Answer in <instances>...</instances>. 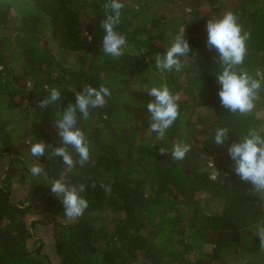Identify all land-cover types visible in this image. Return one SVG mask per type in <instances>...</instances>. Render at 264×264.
Segmentation results:
<instances>
[{"label": "trees", "instance_id": "1", "mask_svg": "<svg viewBox=\"0 0 264 264\" xmlns=\"http://www.w3.org/2000/svg\"><path fill=\"white\" fill-rule=\"evenodd\" d=\"M107 2L0 0V160L8 159L0 180V264H55L38 225L50 226L59 264H264L256 233L264 193L253 194L228 154L249 129L264 135V89L251 113L223 108L216 79L222 67L206 46L208 21L232 12L249 33L237 70L264 71V0H123L116 30L127 43L119 58L102 50ZM178 35L191 47L180 57L183 67L158 69L157 58ZM165 84L179 97L180 115L163 139L151 130L142 137L139 121L150 120L147 104L155 99L147 91ZM101 85L111 92L106 104L78 119L89 160L81 165L70 149L77 163L64 178L86 185L80 195L88 201L72 220L50 191L66 168L62 157L51 150L35 157L30 148L39 141L60 146L55 121L76 91ZM51 88L61 98L41 108ZM221 127L229 134L217 145ZM178 143L190 145L183 160L171 156ZM37 164L47 176L31 174ZM14 185L28 190L18 203Z\"/></svg>", "mask_w": 264, "mask_h": 264}, {"label": "clouds", "instance_id": "2", "mask_svg": "<svg viewBox=\"0 0 264 264\" xmlns=\"http://www.w3.org/2000/svg\"><path fill=\"white\" fill-rule=\"evenodd\" d=\"M103 7L110 10L111 14H107L106 19L101 22L104 31L102 50L106 55L119 58L124 54L127 43L126 37L116 30L120 24L125 4L123 0H108ZM206 32V46L210 51L214 49L218 53L222 67V71L216 75L220 85L218 90L220 104L231 113L238 112L241 115L251 113L256 107V102L260 100V91L264 89V71L257 70L253 76L243 68L237 70L245 61L246 41L249 39V33H242L238 17L232 12H228L219 20H209ZM190 49V44L185 36L178 35L172 46L167 48L163 59L157 58L156 67L160 70L171 71L173 68L176 71L181 70L183 65L180 57L185 56ZM45 87L47 88V86ZM147 94L155 98L154 101L147 104V109L151 114L149 128L152 132L157 133V139H163L167 130L180 115L179 97L173 95L166 84L150 88ZM110 95L109 88L103 85L99 88L87 86L82 91H76L75 103L67 104L54 123L60 138V146L53 148L51 144L39 141L32 144L30 148L31 154L35 157H43L47 150H51L54 157H62L66 168L60 178L52 180L50 191L61 199L65 216L72 220L82 216L88 208L87 199L80 195L85 192L86 185L71 186L64 178L77 163L73 159L70 149L79 156L78 162L81 165L89 160V143L84 131L78 127V119L81 116L87 119L90 109L102 108L106 104V97ZM60 98V90L51 88L49 95L39 102V106L46 108L48 105L56 103ZM228 134V128H218L214 138L215 144H223L228 138ZM190 150V145L178 143L172 146L171 156L175 160H183ZM159 152L161 155L168 154V149L161 147ZM228 154L233 161L235 174L242 181L251 183L253 194L264 193V135H262V130L249 129L238 142L230 144ZM30 172L33 176L42 174L47 176L44 168L38 164L33 165ZM219 175L220 173L215 169L214 176L219 177ZM105 190L111 191L110 187H106ZM256 233L260 238V247L264 248V223L257 224Z\"/></svg>", "mask_w": 264, "mask_h": 264}, {"label": "rangeland", "instance_id": "3", "mask_svg": "<svg viewBox=\"0 0 264 264\" xmlns=\"http://www.w3.org/2000/svg\"><path fill=\"white\" fill-rule=\"evenodd\" d=\"M150 123L151 120L148 119H141L139 121L138 126L142 129L141 131V136L142 137H149V132H150ZM145 141V140H144ZM8 166V159H2L0 160V180L5 176L4 172L7 169ZM13 180V179H12ZM28 190L26 188L24 189L21 185H14L13 187V200L15 202H19L23 200L26 195H27ZM215 204H212V206ZM216 211L221 210V205H216V207H213ZM36 235L38 238H41L44 241L45 244V250L52 255V258L54 259L55 264H59L57 260V255L55 254V251L53 250V241H52V230L50 226H41L38 225L36 229ZM31 244V242H30Z\"/></svg>", "mask_w": 264, "mask_h": 264}]
</instances>
